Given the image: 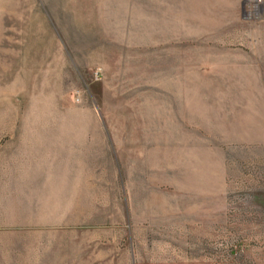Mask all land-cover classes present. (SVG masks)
<instances>
[{
	"label": "rangeland",
	"instance_id": "374dc122",
	"mask_svg": "<svg viewBox=\"0 0 264 264\" xmlns=\"http://www.w3.org/2000/svg\"><path fill=\"white\" fill-rule=\"evenodd\" d=\"M0 0V264H264V0Z\"/></svg>",
	"mask_w": 264,
	"mask_h": 264
},
{
	"label": "bare ground",
	"instance_id": "6f19581e",
	"mask_svg": "<svg viewBox=\"0 0 264 264\" xmlns=\"http://www.w3.org/2000/svg\"><path fill=\"white\" fill-rule=\"evenodd\" d=\"M249 1L251 2L252 0H249ZM255 3H256V6H259L260 5V1H258V0H255Z\"/></svg>",
	"mask_w": 264,
	"mask_h": 264
}]
</instances>
